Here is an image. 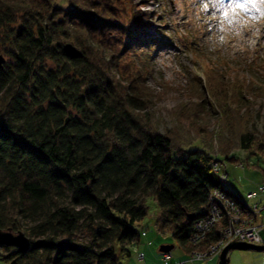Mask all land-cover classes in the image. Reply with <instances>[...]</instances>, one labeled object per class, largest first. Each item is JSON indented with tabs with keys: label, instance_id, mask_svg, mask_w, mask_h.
I'll use <instances>...</instances> for the list:
<instances>
[{
	"label": "trees",
	"instance_id": "obj_1",
	"mask_svg": "<svg viewBox=\"0 0 264 264\" xmlns=\"http://www.w3.org/2000/svg\"><path fill=\"white\" fill-rule=\"evenodd\" d=\"M123 3L0 0V47L11 59L0 68V228L29 238L35 227L43 240L26 251L3 246L13 249L0 254L8 264H119L116 250L128 254L127 245L139 240L136 224L149 196L188 251L210 189L223 188L208 144L177 141L140 113L143 74L128 70L127 53L159 40L147 30V11L134 8L130 25L119 22ZM117 29L126 36L120 52L104 40ZM65 41L81 54L66 55ZM213 88L223 101L224 86ZM234 90L239 115L244 97ZM260 118L262 138L242 131L241 149L258 143L264 153V112ZM217 238L211 230L194 247L202 250Z\"/></svg>",
	"mask_w": 264,
	"mask_h": 264
},
{
	"label": "rangeland",
	"instance_id": "obj_2",
	"mask_svg": "<svg viewBox=\"0 0 264 264\" xmlns=\"http://www.w3.org/2000/svg\"><path fill=\"white\" fill-rule=\"evenodd\" d=\"M239 3L244 8H238ZM123 5L119 22L130 25L129 13L134 8L145 10L147 30L160 41L127 53V60H131L128 70L138 68L143 74L139 89L146 104L145 112L140 113H146L147 122L159 130L175 133L177 141L184 137L200 147L208 144L213 151L209 162L216 166L227 164L228 181H220L223 188L230 190L229 195L234 192L244 199L248 193H255L250 200L264 203V194L259 191L264 184V153L257 150L258 143L247 150L238 145V136L244 130H253L256 139L262 138L264 0H124ZM104 40L120 52L126 36L119 29L111 30ZM0 54L4 57L3 66L7 65L11 61L7 51L0 47ZM215 84L224 86L223 101L213 97ZM235 86L244 97L240 116L233 101L238 96ZM223 147L229 149L227 158L220 154ZM145 205L146 215L136 224L139 240L127 245L128 254L116 250L119 264H162L161 254L165 252L177 262L189 258L187 254L196 246L188 251L181 248L172 238L169 226L161 222L155 200L146 197ZM251 226L252 231L258 230L256 235L264 233V216L254 218ZM33 229L29 241L42 242L38 229ZM81 236L83 233L77 238ZM252 240L253 237L242 240L235 236L223 239L211 257L184 264H217L221 250L231 241L264 244ZM161 244L173 246L163 252L158 249ZM12 251L3 248L0 254ZM139 253L142 259H138ZM227 257L228 264H264V249H230ZM0 264L5 263L0 260Z\"/></svg>",
	"mask_w": 264,
	"mask_h": 264
},
{
	"label": "built area",
	"instance_id": "obj_3",
	"mask_svg": "<svg viewBox=\"0 0 264 264\" xmlns=\"http://www.w3.org/2000/svg\"><path fill=\"white\" fill-rule=\"evenodd\" d=\"M210 162L209 164L212 169L216 170L217 166ZM220 178L221 181H224L223 176L220 175ZM259 191L264 194V184L260 186ZM227 194L223 190H213L209 193L206 213L194 223V231L191 234L190 243L193 246L198 245L205 235L214 229L218 232L217 240L202 250H198L197 248L190 250L189 254H187L189 258L178 262L171 259V254L165 252L161 254L162 264H184L188 261L201 260L203 257H211L214 253L212 251L216 250L217 245L220 244L223 239L228 240L233 236L241 238L242 240H251L253 237L254 240L252 241L255 243L264 242V233L256 235L255 233L258 232V230H251V224L254 218L259 220L261 215L264 216V203L257 201L249 202L245 199L243 201L236 197H229V194ZM255 196V193L247 194V198ZM222 220H225V222L223 223ZM2 247L3 246L0 245V249ZM217 252L218 251H215V253ZM142 257V253H139L138 259H142Z\"/></svg>",
	"mask_w": 264,
	"mask_h": 264
},
{
	"label": "water",
	"instance_id": "obj_4",
	"mask_svg": "<svg viewBox=\"0 0 264 264\" xmlns=\"http://www.w3.org/2000/svg\"><path fill=\"white\" fill-rule=\"evenodd\" d=\"M62 49L66 55L69 57H77L81 54V51L78 50L74 45L69 42L62 44ZM4 63V57L0 54V68H2ZM0 245L6 247H13L16 251H26L29 248L30 241L29 238L20 230L16 232L11 231L10 229H1L0 228ZM172 244H161L159 246V251H169L172 248ZM230 249H252V250H263V245H256L241 241H231L221 250L217 264H228L227 251Z\"/></svg>",
	"mask_w": 264,
	"mask_h": 264
},
{
	"label": "bare ground",
	"instance_id": "obj_5",
	"mask_svg": "<svg viewBox=\"0 0 264 264\" xmlns=\"http://www.w3.org/2000/svg\"><path fill=\"white\" fill-rule=\"evenodd\" d=\"M140 9V8H139ZM142 10V9H141ZM145 11V10H144ZM152 43V41L148 44V45H146V46H144V47H146L147 48V46H149L150 44ZM155 43V42H154ZM227 161V160H226ZM223 163V162H222ZM219 164L218 163V166H217V169L216 170H214L213 169V171H214V174L218 177V179L220 180L221 178H220V175L221 176H223V180L225 181H228V172H227V170H226V168H227V164L226 165H223V164ZM226 163V162H225ZM213 190H223V191H225V193L227 194V191L229 190V189H226V188H222V187H212L211 189H210V192L209 193H211ZM229 194V193H228ZM227 194V195H228ZM231 194V196L230 195H228L229 197H232V195L234 194V193H230ZM239 199H242L243 201H244V199L245 200H247V201H249V202H253L252 200H250V199H253L254 197H252V198H240V197H238ZM239 203H241V202H239ZM3 261V260H2ZM4 262V261H3ZM5 264H8V263H6V262H4Z\"/></svg>",
	"mask_w": 264,
	"mask_h": 264
},
{
	"label": "snow or ice",
	"instance_id": "obj_6",
	"mask_svg": "<svg viewBox=\"0 0 264 264\" xmlns=\"http://www.w3.org/2000/svg\"><path fill=\"white\" fill-rule=\"evenodd\" d=\"M238 8H244V4H242V3H239V4H237L236 5Z\"/></svg>",
	"mask_w": 264,
	"mask_h": 264
}]
</instances>
